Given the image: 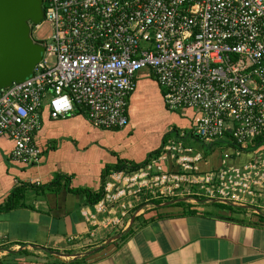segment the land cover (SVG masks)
Listing matches in <instances>:
<instances>
[{
    "label": "built area",
    "instance_id": "2783aa9c",
    "mask_svg": "<svg viewBox=\"0 0 264 264\" xmlns=\"http://www.w3.org/2000/svg\"><path fill=\"white\" fill-rule=\"evenodd\" d=\"M42 2L51 27L42 59L30 79L0 90V139L11 141V161L40 163L35 136L45 114L52 121L80 114L97 129H124L137 75L148 70L168 111L198 112L196 139L231 144L236 157L250 152L251 159L200 173V154L164 145L142 169L109 176L95 205L108 215L103 224L119 225L136 206L123 199L143 191L191 209L264 212V0ZM165 160L171 166L164 171L158 164Z\"/></svg>",
    "mask_w": 264,
    "mask_h": 264
},
{
    "label": "crops",
    "instance_id": "0c3cea01",
    "mask_svg": "<svg viewBox=\"0 0 264 264\" xmlns=\"http://www.w3.org/2000/svg\"><path fill=\"white\" fill-rule=\"evenodd\" d=\"M155 97L164 105L163 90L144 70L137 75L128 125L122 130L97 129L80 114L59 121L45 114L35 136L41 160L33 167L11 161L13 145L0 139V264H264V212L254 215L241 208L215 210L200 204L190 214L162 203L141 212L135 206L133 214L128 211L113 226L104 225L108 215L97 214L87 196L75 192L95 195L106 168L120 161L141 165L148 155L161 151L163 134L147 140L132 137L135 123L130 120L134 114L146 115L137 106ZM180 115L189 119L186 127L193 131L198 112L185 110ZM215 144L225 150L207 157L197 153L202 158L200 173L251 159L250 152L236 157L231 144ZM158 165L165 171L171 163ZM55 181L58 184L51 186ZM123 201L134 202L131 197ZM113 207V214L120 211V204ZM129 230L131 235L123 239Z\"/></svg>",
    "mask_w": 264,
    "mask_h": 264
},
{
    "label": "water",
    "instance_id": "95a60500",
    "mask_svg": "<svg viewBox=\"0 0 264 264\" xmlns=\"http://www.w3.org/2000/svg\"><path fill=\"white\" fill-rule=\"evenodd\" d=\"M43 18L42 0H0V90L33 76L44 44L32 38V29Z\"/></svg>",
    "mask_w": 264,
    "mask_h": 264
},
{
    "label": "rangeland",
    "instance_id": "374dc122",
    "mask_svg": "<svg viewBox=\"0 0 264 264\" xmlns=\"http://www.w3.org/2000/svg\"><path fill=\"white\" fill-rule=\"evenodd\" d=\"M50 35V25L46 22H42L40 24V28L33 32L32 38L37 43L44 44L46 41H48ZM159 99L156 97L154 100L152 98H146L143 99L144 103L138 104L137 108L140 107L141 113L147 114L139 116L133 113V117L130 116L131 122L135 123V126H132V137L137 135L139 138L147 140L150 135H153L154 138H157L158 135L163 134L161 139L163 140V138H166L164 145H167L171 142L180 143L183 148L192 150L194 154L201 153L206 157L212 153L221 154L222 151L225 150V146L222 144H215L213 146L211 145L212 147L210 148V144H206L203 141L196 139L192 131H190L191 129L186 127L189 119H184L181 117L180 112L173 113L168 111ZM176 117L180 121H178ZM133 201L137 206L135 210L139 208L146 210L149 208V206H154L152 203L155 201L164 202L160 199L154 198L153 194H148L144 191L141 192V194L138 196V199H133ZM211 207L215 210H218L217 206ZM131 214H133V212ZM131 214L129 216H131Z\"/></svg>",
    "mask_w": 264,
    "mask_h": 264
},
{
    "label": "trees",
    "instance_id": "16d2710c",
    "mask_svg": "<svg viewBox=\"0 0 264 264\" xmlns=\"http://www.w3.org/2000/svg\"><path fill=\"white\" fill-rule=\"evenodd\" d=\"M33 29H32V31H33ZM165 142H166V138H163L162 145H164ZM160 152L161 151L159 150V151H156V152L151 153L150 155H148L146 161H144V163H142L141 165H133L131 163L123 164L124 162L123 161H120L112 169L106 168L103 171L102 177H101V180H102L101 190H100V192H98L95 195H92L89 191H75V192L86 195L87 196V199H88L89 205L94 206V205H96L103 198V196H104V187H105V183H106L105 181L109 177V175L111 174V172L119 173V172H123L124 171L126 174H132V173L138 171L140 168L145 167L151 160L158 158ZM60 178H63V177H58L57 179H60ZM57 184H58V182L55 181L54 183H52L51 186H55ZM152 204L154 206H159L160 204H162V202L155 201ZM174 205L176 207L184 208L190 214H194L193 211H192V209H191V207L186 206V204H184L183 202H177ZM213 206H215V207L217 206L218 208H223V207H221L219 205H213ZM4 209H7V208H2L1 210H4ZM227 210L234 211L235 209L230 208V207H227ZM131 233H132V231L129 230L128 233L125 235L126 237H124L123 239H126L129 235H131Z\"/></svg>",
    "mask_w": 264,
    "mask_h": 264
}]
</instances>
